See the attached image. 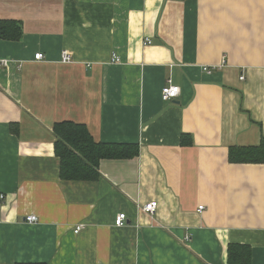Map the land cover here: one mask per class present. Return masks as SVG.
I'll use <instances>...</instances> for the list:
<instances>
[{"label":"crops","instance_id":"crops-1","mask_svg":"<svg viewBox=\"0 0 264 264\" xmlns=\"http://www.w3.org/2000/svg\"><path fill=\"white\" fill-rule=\"evenodd\" d=\"M0 20L22 29L0 40V264H264V164L228 161L264 138V0H0ZM62 122L138 156L62 180Z\"/></svg>","mask_w":264,"mask_h":264},{"label":"trees","instance_id":"trees-1","mask_svg":"<svg viewBox=\"0 0 264 264\" xmlns=\"http://www.w3.org/2000/svg\"><path fill=\"white\" fill-rule=\"evenodd\" d=\"M21 37L19 22L0 20V40L18 42ZM53 133L56 137L54 154L59 159V176L62 180L93 181L98 176L97 168L101 160H126L138 156V145L96 143L81 124L57 123L53 126ZM180 145H192L190 137L182 135ZM228 161L233 164H264V138L257 147L229 149ZM250 257L249 248L228 246L227 264H250Z\"/></svg>","mask_w":264,"mask_h":264},{"label":"built area","instance_id":"built-area-1","mask_svg":"<svg viewBox=\"0 0 264 264\" xmlns=\"http://www.w3.org/2000/svg\"><path fill=\"white\" fill-rule=\"evenodd\" d=\"M44 55L42 53H37L33 56V61L35 62H41L44 61ZM60 62L63 64H68L71 62V56L69 53H67L66 51H62L60 54ZM13 62V60L11 59H7V58H1L0 57V70L1 69H5L7 68L9 65H11ZM111 63L114 64H120V59L116 54H112L111 56ZM223 67V64H219L216 66H211V67H203L202 71L205 72L206 74H211L212 72L219 70L220 68ZM240 80H243V77H240ZM180 93V89L178 86L173 85L170 80L166 81V84L164 85V87L161 89V99L163 101H170L175 99ZM0 200H3V196H0ZM157 208V203L155 201H151L147 204H145L144 206H142L141 210L149 215H153L156 211ZM203 209L202 206L198 207L197 211L200 212ZM125 214H119L114 222V225L116 227H121L125 224ZM37 221V217H35L34 215H28L25 217V222L27 223H35ZM82 226L79 225L77 227H75L74 229V233L77 234L80 230H81Z\"/></svg>","mask_w":264,"mask_h":264}]
</instances>
